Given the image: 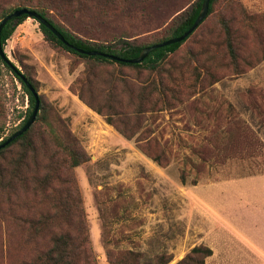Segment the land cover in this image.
<instances>
[{"label":"rangeland","instance_id":"rangeland-1","mask_svg":"<svg viewBox=\"0 0 264 264\" xmlns=\"http://www.w3.org/2000/svg\"><path fill=\"white\" fill-rule=\"evenodd\" d=\"M195 1L132 0L116 10L106 0H86L84 7L51 13L83 39L125 36L141 43L160 37L153 33ZM11 5L0 0V8ZM3 51L34 83L41 116L51 125L37 121L28 138L35 145L41 138H73L85 159L73 169V181L62 170L63 180L37 198L31 175L51 169V149L38 151V166L20 170L25 177L5 172L7 161L17 157L14 147L0 156V264H6L7 236L16 248L28 235L19 219L50 210L74 186L97 264H177L200 246L212 252L203 264H264V0H217L162 64L161 76L175 83V101L170 108L143 105L153 111L139 114V126L144 138L158 139L163 165L144 156L72 90L98 105L102 96L93 99L75 82L90 75L97 93L112 86L113 73L121 82L117 93L128 103L129 88L138 92L158 76L114 65L89 72L88 64L47 42L31 18L16 27ZM137 108L123 110L133 117ZM28 109L21 85L0 64L2 139L18 130ZM214 183L224 186L219 200L211 192L209 200L197 194L196 187ZM28 249H15L12 264Z\"/></svg>","mask_w":264,"mask_h":264},{"label":"trees","instance_id":"trees-1","mask_svg":"<svg viewBox=\"0 0 264 264\" xmlns=\"http://www.w3.org/2000/svg\"><path fill=\"white\" fill-rule=\"evenodd\" d=\"M85 1L10 0L12 4L10 8H0V21L15 10H31L51 24L52 27L63 36L68 45L72 46L74 49L85 52L96 51L113 55L123 60H130L138 57L142 49L146 47L160 44L166 40L178 38L183 35L194 23L203 2V0H196L189 8L172 18L165 29H159L153 33V35H156L155 33L160 34V37L137 43L125 36L112 38L109 41L83 39L76 36L72 31L65 27L59 19L52 16L51 11L58 12L70 10L72 8L84 7L86 5ZM92 1L93 0H87L89 3ZM107 1L113 5L114 9L116 8L117 10L119 7L123 8L125 2H130L132 0H106V2ZM216 1L217 0H210L208 12L204 20L213 12V6ZM27 18L28 17L26 15H22L21 17L7 22L3 26L0 33L2 49L4 48L6 41L12 36L16 27L22 24ZM204 20L198 25V27L204 22ZM38 26L47 42L74 55L85 64H88L89 66L87 71L90 68L94 69L93 67L101 65H114L117 68L125 67L133 70H146L148 71V74H154L155 77L158 76V81L154 78L147 88H140L138 92L129 88L130 97L128 103L121 100V92L117 93L118 84L121 82L113 73H110L112 86L106 90H99L97 93L91 85L90 75H86L81 82H75L80 83L81 86H86L93 99L101 95L102 102L98 105L94 104L93 101L86 100L81 90L76 88H73L72 90L89 109L102 116L106 124L113 126L114 129L126 140H132L135 147L144 156L155 162L157 165H163L161 158L164 156V152L159 148L158 139L144 138L142 136V132H140L139 123H141V117L139 114L141 112L153 111L151 109L145 111L142 108L143 105L152 104L156 107L158 104H164L168 108L173 105V102L175 101V83L174 81L171 82L161 76V67L168 58V55L174 54L189 39L198 27L182 42L157 48L153 50L141 63L131 64L110 60L101 56H89L87 54L77 52L76 50L64 45L49 29L39 23ZM228 45L229 52L233 54V48L230 41L228 42ZM0 64L6 70L13 73L14 77L17 79L28 97L30 109H28L24 120L18 126L19 130L25 124L32 112L34 99L30 91L26 88L23 80L15 74L10 66L1 58ZM22 75L36 91L34 83L27 76L24 74ZM125 106L138 107L134 111L135 113L133 117H129L127 112L123 110ZM42 110L44 109L40 102L39 112L34 123L22 135L10 142L4 148L0 149V156L12 147L17 150L15 152L17 157L14 154L13 157L15 156L16 158L8 160L5 168V172H8L13 178L25 177V175L20 173L22 168L29 170L32 164L35 167L38 166V164L35 163L37 154L40 149L47 150L45 145L51 149L50 163L48 162L49 164H47V166L51 167V169L46 170L42 175H38L37 173H32L31 175L33 193L37 198L41 195L45 196V191L49 187L53 188L52 182L63 180L62 170L67 176L68 181L69 179H72L73 181V169L85 159L83 157V152L73 138H41L40 141L42 144L40 145H35L33 141L34 138H28L30 134H32V130L37 121L43 120V122L47 124L41 116L40 111L42 112ZM47 126L51 129L50 124H47ZM0 139V143L6 140V138L2 139L1 135ZM61 139H63L64 144L57 142ZM61 153H65L66 156L60 158L59 154ZM2 175L3 170L0 169V178ZM66 192L65 198H59L58 204L53 208H50V210L39 212L33 217H27L24 214L23 218L19 219L22 225L21 227L23 229H27L28 235L26 238H23V240L21 239L17 242L16 248L12 246L10 236H7L5 255L6 264H12V253H14L15 249H21L23 245L29 246L28 252L26 254H16L15 264H97L96 255L90 241L89 230L79 191L74 186L71 189L68 188ZM211 253V250L207 247H195L177 264H203L204 259L210 256ZM168 262L169 260H164L160 264H167Z\"/></svg>","mask_w":264,"mask_h":264},{"label":"water","instance_id":"water-1","mask_svg":"<svg viewBox=\"0 0 264 264\" xmlns=\"http://www.w3.org/2000/svg\"><path fill=\"white\" fill-rule=\"evenodd\" d=\"M209 2H210V0H203L202 6H201V9L199 11V14H198L197 18L195 19V21L192 24V26L183 35H181L178 38H173V39L166 40V41H164V42H162L160 44H155V45L146 47V48L142 49V51L140 52L138 57H136L134 59H130V60H123V59H120V58H118L116 56L108 55V54H104V53H100V52H96V51L85 52V51H81V50H78V49L76 50L72 46L68 45V43L64 40L63 36L57 30H55L52 27L51 24H49L41 16L37 15L34 11L27 10V9L15 10L11 14H9L5 18H3L0 21V33H1V30H2L3 26L7 22H9V21H11V20H13L15 18L21 17L22 15H26L28 18L36 20L39 24H41L45 28L49 29L64 45L68 46L69 48H72V49L76 50L77 52H80V53H83V54H87L89 56H101V57L108 58L110 60H114V61H118V62H127V63H131V64H138V63H141L153 50H155L157 48L169 46V45H172V44H175V43L182 42L204 20V18L207 15V12H208ZM0 58L6 64H8L10 66V68L12 69V71L15 74H17L23 80L26 88L30 91V93H31V95H32V97L34 99V105H33V108H32V112H31L30 116L28 117L27 121L25 122V124L18 131L14 132L11 136L6 138V140H4V141H2L0 143V149H2L5 146H7L10 142H12L16 138H18L20 135H22L34 123L35 118H36V116H37V114L39 112L40 100H39L38 94L34 90V88L26 81V79L23 77L21 72L6 57V55H5V53H4L3 49H2L1 42H0Z\"/></svg>","mask_w":264,"mask_h":264},{"label":"crops","instance_id":"crops-1","mask_svg":"<svg viewBox=\"0 0 264 264\" xmlns=\"http://www.w3.org/2000/svg\"><path fill=\"white\" fill-rule=\"evenodd\" d=\"M261 180L264 181V176L261 177ZM195 190L197 194H199L205 200H209L210 192L213 194L212 197L214 199L219 200L220 197L222 196V191L224 190V186L221 183H214L209 186L196 187Z\"/></svg>","mask_w":264,"mask_h":264},{"label":"bare ground","instance_id":"bare-ground-1","mask_svg":"<svg viewBox=\"0 0 264 264\" xmlns=\"http://www.w3.org/2000/svg\"><path fill=\"white\" fill-rule=\"evenodd\" d=\"M39 195H40V194H39ZM41 196H42V195H41ZM51 196H52V195H51ZM49 197H50V196H49ZM46 198H47V197H46ZM47 199H48V198H47ZM53 199H54V198H53ZM53 199H52V200H53ZM45 201H47V200H45ZM49 201H50V199H49ZM57 201H59V200H57ZM53 203H54V202H53ZM53 203H52V204H53ZM56 203H57V202H56ZM49 204H50V203H49ZM59 205H60V204H59ZM63 221H64V220H63ZM94 229H95V228H94ZM96 234H97V231H96Z\"/></svg>","mask_w":264,"mask_h":264}]
</instances>
